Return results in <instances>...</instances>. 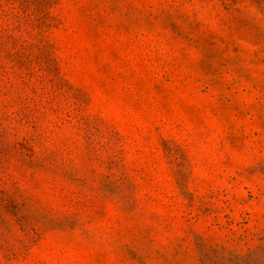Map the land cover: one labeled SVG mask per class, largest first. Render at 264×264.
I'll return each instance as SVG.
<instances>
[{
    "label": "rangeland",
    "instance_id": "rangeland-1",
    "mask_svg": "<svg viewBox=\"0 0 264 264\" xmlns=\"http://www.w3.org/2000/svg\"><path fill=\"white\" fill-rule=\"evenodd\" d=\"M0 264H264V0H0Z\"/></svg>",
    "mask_w": 264,
    "mask_h": 264
}]
</instances>
